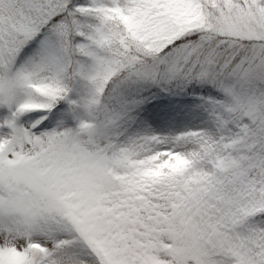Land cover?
<instances>
[{
  "label": "snow or ice",
  "instance_id": "obj_1",
  "mask_svg": "<svg viewBox=\"0 0 264 264\" xmlns=\"http://www.w3.org/2000/svg\"><path fill=\"white\" fill-rule=\"evenodd\" d=\"M0 264H264V0H0Z\"/></svg>",
  "mask_w": 264,
  "mask_h": 264
}]
</instances>
